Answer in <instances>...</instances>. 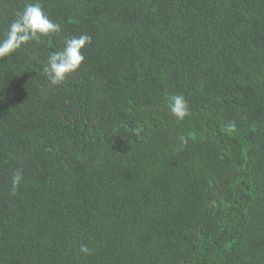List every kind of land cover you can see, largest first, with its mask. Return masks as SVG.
<instances>
[{
    "label": "trees",
    "instance_id": "1",
    "mask_svg": "<svg viewBox=\"0 0 264 264\" xmlns=\"http://www.w3.org/2000/svg\"><path fill=\"white\" fill-rule=\"evenodd\" d=\"M39 2L63 31L0 59V264H264V0Z\"/></svg>",
    "mask_w": 264,
    "mask_h": 264
},
{
    "label": "clouds",
    "instance_id": "2",
    "mask_svg": "<svg viewBox=\"0 0 264 264\" xmlns=\"http://www.w3.org/2000/svg\"><path fill=\"white\" fill-rule=\"evenodd\" d=\"M62 31V26L48 17L39 0H31L26 3L22 11L16 13L15 19L0 37V59L12 55L30 42L58 35ZM91 42L92 37L88 34L70 36L64 39L62 48L49 52L42 74L51 86H60L69 76L77 72L85 61L82 49ZM168 109L177 120H183L190 115L188 103L180 94L169 97ZM230 127L234 128L235 124H230ZM181 141L186 143L183 137ZM23 179V170L17 168L11 177V195L16 194ZM79 252L91 255V249L86 244H81Z\"/></svg>",
    "mask_w": 264,
    "mask_h": 264
},
{
    "label": "rangeland",
    "instance_id": "3",
    "mask_svg": "<svg viewBox=\"0 0 264 264\" xmlns=\"http://www.w3.org/2000/svg\"><path fill=\"white\" fill-rule=\"evenodd\" d=\"M72 76H75V74H74V75H72Z\"/></svg>",
    "mask_w": 264,
    "mask_h": 264
}]
</instances>
